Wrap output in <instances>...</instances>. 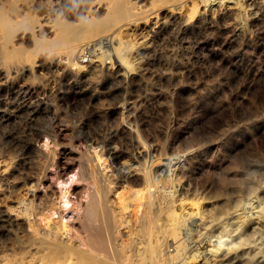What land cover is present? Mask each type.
Here are the masks:
<instances>
[{
  "label": "rangeland",
  "instance_id": "rangeland-1",
  "mask_svg": "<svg viewBox=\"0 0 264 264\" xmlns=\"http://www.w3.org/2000/svg\"><path fill=\"white\" fill-rule=\"evenodd\" d=\"M95 1L0 0L1 208L22 193V179L32 178L35 201H59L60 216L79 241L77 211L90 187L80 168L84 153L106 166L114 152L134 159L149 149L148 160L161 155L168 162L166 171L190 209L188 237L173 263L264 264V223L233 216L264 209V0H247L240 32L231 27L237 11L229 2L211 17L200 3L201 18L194 20L188 4L177 11L171 2L136 0L143 12L121 28L133 61L124 71L110 52L99 57L111 46L85 50L94 60L81 65L74 60L80 48L36 46L52 40L59 23L73 26L105 14L110 0ZM7 26L14 27L9 35ZM22 49L34 52L32 62L20 61ZM78 131L99 142H82ZM28 143L35 147L30 153ZM118 178L134 188L133 175ZM40 211L39 221L49 223L51 211ZM0 234V253L19 250L16 227Z\"/></svg>",
  "mask_w": 264,
  "mask_h": 264
},
{
  "label": "bare ground",
  "instance_id": "bare-ground-1",
  "mask_svg": "<svg viewBox=\"0 0 264 264\" xmlns=\"http://www.w3.org/2000/svg\"><path fill=\"white\" fill-rule=\"evenodd\" d=\"M161 1H165L166 3L171 2L169 6H172V9L177 11L183 9L185 6L184 4H188V8L190 9L189 16L194 18V20H199L201 18L198 11L200 3H202L203 8L206 9L207 16L211 17L214 10L220 8L222 4L229 2L237 11V17L233 21L231 27L237 32L244 29L243 12L246 11L245 9L247 7L245 8V6L247 0H199L198 4V0H150L152 3ZM135 2L136 0H110L105 14L103 13L101 17L94 16L89 18L85 16L73 26L64 22L59 23L52 40H38L36 41V46L38 47L39 44L43 47L48 46L51 49L53 48L52 50H56L55 47H58V44H66L71 50L80 48L82 54L74 56L77 65H81L83 62L91 63V61L94 60L92 56H86L84 54L85 50L91 51L96 48L100 49L102 46H105L106 48L111 46L110 48H107L108 50L103 49L101 55L98 53L99 57L102 58L105 56V53L108 54L110 52L108 55L114 58L115 62H118V66L124 68L123 65L130 64L131 62L128 57L131 45L124 40L125 37H122L123 34L121 32L125 27H123L124 29L122 30L121 28L125 24L128 25L129 22L135 21V19L138 18L137 16L143 12L142 9L140 10L135 6ZM189 9L187 10L189 11ZM254 13L255 12L251 15H254ZM23 22L24 21L21 23ZM12 28L14 27H6L7 35L10 34ZM199 28H201V26ZM1 34L3 35V33ZM9 39L10 38H8V40ZM23 49L20 54L17 53L20 61L30 60V56L33 55L34 52L27 53L24 52ZM3 50H5V48ZM40 52L42 53L41 50ZM90 53L92 54V52H89V54ZM99 57L97 55L95 58ZM35 58L36 57L34 56V59ZM131 65H133V63ZM77 67L78 66H76V69ZM127 67L128 66L126 65L125 68ZM129 69H132V67ZM16 70L18 71V68ZM27 70L30 69L28 68ZM49 113L50 112H48V114ZM76 133L78 134V137H81L82 142L87 143L88 145L99 142H89L85 135H80L79 131ZM26 150L30 153L35 150V147L33 144L28 143L26 144ZM93 150L91 151L93 152ZM148 150L144 148L140 151L137 150L138 156L134 159H124L120 154L114 152L110 164L106 166L100 165L95 156L88 155L89 153H84L80 168L84 178L89 180L90 187L87 200L77 211V214L80 215L78 219L81 221V227L83 229L82 231H79V241H77L73 234L70 233L69 224L64 222L60 216V210H62L61 207L63 205L61 206L60 203H58L59 201L55 202L49 200L51 201L49 204L46 202L35 201L32 191L37 186L30 189L29 186L32 184V178L22 179L20 184L22 193H19V196H15L11 199L10 206H7L8 209L6 207L7 203L5 205L6 209H2L0 206V232H2V234L4 231L6 232L8 226H12L13 228L16 227L22 234L19 239L16 238L18 242L14 239L18 243L19 250L16 251L15 249H11L10 251L0 253V264H174V259L177 257L175 254L182 248L183 241H185L183 238H185V236L188 237L190 209L181 198L182 192L176 188V185L171 180V175L168 170L166 171L169 166L167 164L168 162L165 164L162 159L164 157L161 158V155L158 157L153 155V157L148 160ZM94 152L96 153V151ZM49 153H51L50 149L46 151V154ZM121 172L133 175L134 188H131L125 182L119 181L118 177ZM161 173L163 174L160 176ZM1 202L2 201L0 200V203ZM44 208L51 211L53 215L52 219L50 218L51 220L48 219L49 223L45 224L47 225V228H45L46 226L42 224L37 217V215H39L38 213L42 211H40V209ZM46 215L47 214H45V216ZM233 216L241 219H250L253 224L257 225H262V223H264V209L238 210ZM42 217L40 219H43ZM196 221L197 220H195V223H197ZM42 222L44 223V221ZM25 225L30 229H26ZM65 236L67 237L65 238ZM6 239L7 238H5V240ZM168 246H173V253L169 252ZM194 253L195 251L193 254ZM207 259L203 260L206 261L204 264L213 263L212 260L214 258Z\"/></svg>",
  "mask_w": 264,
  "mask_h": 264
}]
</instances>
